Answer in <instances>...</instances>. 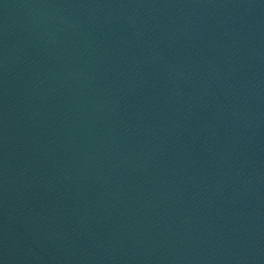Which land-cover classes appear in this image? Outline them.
Wrapping results in <instances>:
<instances>
[{
	"label": "water",
	"instance_id": "95a60500",
	"mask_svg": "<svg viewBox=\"0 0 264 264\" xmlns=\"http://www.w3.org/2000/svg\"><path fill=\"white\" fill-rule=\"evenodd\" d=\"M0 264H264V0H0Z\"/></svg>",
	"mask_w": 264,
	"mask_h": 264
}]
</instances>
